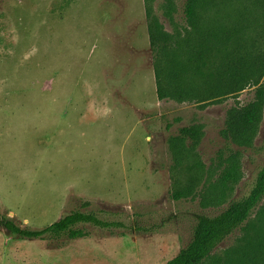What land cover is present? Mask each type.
I'll return each mask as SVG.
<instances>
[{
  "label": "rangeland",
  "instance_id": "rangeland-1",
  "mask_svg": "<svg viewBox=\"0 0 264 264\" xmlns=\"http://www.w3.org/2000/svg\"><path fill=\"white\" fill-rule=\"evenodd\" d=\"M168 1L154 0V13L169 33L181 32L186 0H171L172 19ZM249 6L238 0L209 14L238 22L240 46L226 61L209 59L202 73L196 65L183 73L181 84L198 98L178 100L159 97L145 0H0V220L42 229L80 210L126 226L79 224L81 237L35 239L0 223V264H167L191 242L199 216L249 195L264 167V108L252 146L223 135L228 111L264 88L263 63L256 62L264 5ZM255 62L246 88L227 94L234 71ZM194 125L204 129L198 156L176 166L170 139ZM231 151L238 152L241 179L210 193ZM194 160L202 166L200 182L191 185L184 167ZM178 184L193 187L188 197H174ZM221 194L223 203L206 206ZM246 227L221 243L218 257L256 246L251 237L264 232V199ZM257 244L264 264V240Z\"/></svg>",
  "mask_w": 264,
  "mask_h": 264
},
{
  "label": "trees",
  "instance_id": "trees-1",
  "mask_svg": "<svg viewBox=\"0 0 264 264\" xmlns=\"http://www.w3.org/2000/svg\"><path fill=\"white\" fill-rule=\"evenodd\" d=\"M149 20V33L151 44L157 50L156 74L159 86V97L161 99L174 98L178 100L198 98V94L188 86H183L181 80L183 73H189L191 69L197 68L202 73V65H206L211 58L221 57L226 61L229 58V49L235 45L240 46V39L237 32V21L233 24L222 23L218 19H209V14L216 11L217 15L222 13L223 6L231 8L238 0H186L185 18L187 26L178 33H169L154 13L152 3L154 0H145ZM249 3L248 9L256 3L264 5V0H246ZM173 1L165 5V14L172 19L175 8ZM209 17V18H208ZM230 20V18L228 17ZM211 21V22H209ZM215 22V23H213ZM213 23V24H212ZM236 23V24H235ZM264 41V35L261 36ZM255 45V43H254ZM185 57L186 62L177 60L175 52ZM171 49V50H170ZM258 55L259 63H263L264 69V47ZM239 50V49H238ZM240 51V50H239ZM245 63L246 69L239 68L232 74V85L228 88L227 94L243 91L253 75V67L257 63ZM237 65V64H236ZM256 84L259 83L257 80ZM264 88L257 91V98L246 106L232 107L228 111L226 127L223 135L231 143L240 146H252L254 137L257 134L263 116ZM204 137V129L201 125L185 126L180 133L170 139V147L176 150L178 158L175 159L176 166L181 167L187 157L198 156L195 149L201 144ZM191 141V144L188 143ZM190 144V145H189ZM224 170L219 177V183L209 186L212 193L217 186L224 190L238 183L241 179V164L238 152H232L224 157ZM200 161L189 162L185 168L190 174V184L199 183ZM177 168V167H176ZM181 185V182H180ZM193 187L177 186L174 191L176 199L188 197ZM209 193V194H210ZM208 194V195H209ZM207 195V196H208ZM207 196L205 198H207ZM264 199V167L258 173L255 184L249 195L231 202L227 208L214 216L201 215L194 228L191 242L183 248L179 254L169 260L167 264H263L259 260L262 250L257 244L264 240V232L259 230L257 236H252L251 241L256 243L250 251L247 248L241 252L236 250V256L232 259H223L217 256V248L236 230L244 228L248 230L247 224L254 211ZM226 200L224 194L212 196L206 199V206H216ZM0 223L12 234L22 238L35 239H60L64 236L77 238L84 235L79 224H92L101 228H126L120 221H108L100 218L92 212L74 211L63 216L58 221L42 229L22 228L12 219L0 220ZM240 255V256H239Z\"/></svg>",
  "mask_w": 264,
  "mask_h": 264
}]
</instances>
